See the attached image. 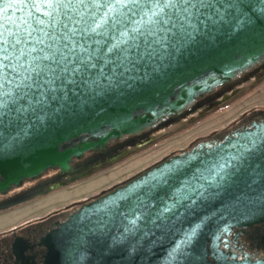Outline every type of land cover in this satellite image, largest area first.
I'll return each mask as SVG.
<instances>
[{"label":"snow or ice","instance_id":"snow-or-ice-1","mask_svg":"<svg viewBox=\"0 0 264 264\" xmlns=\"http://www.w3.org/2000/svg\"><path fill=\"white\" fill-rule=\"evenodd\" d=\"M0 3V153L21 134L47 126L62 114L85 113L98 99L123 95L122 90L161 95L193 58L211 56L220 38L230 51L258 46L246 57L248 64L264 59V0ZM7 9L14 11L9 15ZM209 80L215 82L212 73L179 86L191 99L197 89L211 86ZM202 147L207 152L174 160L150 176L139 193L129 189L118 194L117 207L124 206L120 215L126 221L119 243L138 232L143 235L137 243L155 231L161 234L158 240L173 232L162 264H201L204 255L197 253L196 245L210 217L201 216L178 230L175 220L220 199L238 179L249 187L262 185L259 199L264 201V121L233 132L223 144ZM113 203L105 201L106 213ZM222 231L228 233V226ZM69 244L71 264H80L77 239ZM224 247L230 248L229 254L217 243L212 246L218 264H264V248H237L227 240ZM135 251V245L129 248Z\"/></svg>","mask_w":264,"mask_h":264},{"label":"water","instance_id":"water-1","mask_svg":"<svg viewBox=\"0 0 264 264\" xmlns=\"http://www.w3.org/2000/svg\"><path fill=\"white\" fill-rule=\"evenodd\" d=\"M3 7L4 3H0V8ZM13 11L7 9V14L11 15ZM258 50L259 47L255 46L230 51L226 41L220 38L211 56L202 60L193 58L183 75L167 82L161 95L125 89L122 90L123 95L113 94L98 99L85 113L62 114L50 120L47 126L33 128L26 136L21 134L20 138L0 153V195H7L13 188H22L26 182L38 181L49 171L59 170L61 177L65 178L72 171L73 159H81L90 152L102 151L111 141L138 135L165 117L180 114L195 100L212 93L216 87L223 86L263 60L256 59L250 64L246 63V57ZM229 68L234 70L228 71ZM208 73L215 76V82L209 80V88L204 91L197 89L196 95L189 99L179 85L185 80L206 76ZM153 111L156 115L152 114ZM229 137L218 144L225 143ZM7 143L5 140V144ZM204 145L207 144H199L189 152L165 158L92 201L82 204L64 222L41 238L40 246L45 249L42 263L71 264L69 241L75 238L79 254L83 256L80 264H162V258L173 242V232L158 240L161 234L153 230L154 235L137 243L143 235V232H138L124 243H119L126 221L120 215L124 206L117 207L121 203L117 196L129 189L139 193L145 180L174 160L187 159L189 154L195 152H207L208 149L202 147ZM261 188L260 184L249 187L244 180L238 179L220 199L193 209L192 214L185 219L175 220L174 230H178L201 216L210 217L196 245L197 253L204 255L201 264H218L212 254V246L217 243L220 247L222 240L233 229L252 227L264 222V201L259 199ZM42 190V187L31 188L0 201V212L43 195ZM49 191V188L45 190ZM135 199L136 196L131 197V200ZM105 201H116L107 206L110 214L104 211ZM155 211V208L150 209V213L154 214ZM225 226H228V233L222 231ZM215 236L220 237L219 241L214 240ZM133 245L136 246V251L130 253L129 248ZM23 260L24 264L28 263L25 258Z\"/></svg>","mask_w":264,"mask_h":264},{"label":"flooded vegetation","instance_id":"flooded-vegetation-1","mask_svg":"<svg viewBox=\"0 0 264 264\" xmlns=\"http://www.w3.org/2000/svg\"><path fill=\"white\" fill-rule=\"evenodd\" d=\"M263 81L264 59L255 66L241 72L233 80L227 82L223 86L216 87L212 93L206 94L195 100L180 114L165 117L159 121L158 124L153 125L151 128L146 129L138 135L127 136L120 140L111 141L102 151L90 152L85 154L81 159H73L71 163L72 171L65 178H63V176L61 177L59 170L49 171L38 181L26 182L22 188H13L7 195H0V201L36 187H42V191L46 194L100 175L124 161H129L141 152L187 131L190 127L199 124L211 114L222 110L227 103L237 96L249 90L251 91L253 87ZM254 111L253 113H250L251 111L244 113L237 121L223 130L210 133L204 137H196L185 147L172 150L160 161L183 152H189L199 144L216 145L219 142H223L233 132L244 129L255 122L264 121V109H255ZM135 175L112 185L108 189L100 191V193L96 195L75 202L68 206L69 208L66 207L65 209L59 210L52 219L41 222L40 220L46 218L44 217L20 227L1 232L0 264H24V258L28 261L27 264H43L42 256L45 249L40 246L42 237L56 228L59 223L64 222L73 212L78 210L82 204L92 201ZM48 188L50 191L45 192ZM225 240H227L230 245H235L237 248H239L240 245L254 250L264 248V222L252 227L233 229L230 234L222 240L220 245L221 251L229 254L230 248L224 247ZM229 263L231 264L230 261Z\"/></svg>","mask_w":264,"mask_h":264},{"label":"rangeland","instance_id":"rangeland-1","mask_svg":"<svg viewBox=\"0 0 264 264\" xmlns=\"http://www.w3.org/2000/svg\"><path fill=\"white\" fill-rule=\"evenodd\" d=\"M255 109H264V81L253 87L251 91L237 96L222 110L211 114L199 124L141 152L129 161H124L86 181L62 187L0 212V233L42 219L79 200L96 195L100 191L151 167L172 150L185 147L196 137H204L223 130L237 121L244 113Z\"/></svg>","mask_w":264,"mask_h":264},{"label":"trees","instance_id":"trees-1","mask_svg":"<svg viewBox=\"0 0 264 264\" xmlns=\"http://www.w3.org/2000/svg\"><path fill=\"white\" fill-rule=\"evenodd\" d=\"M253 112H255V111H254V110H252L250 113H253ZM54 215H55V213H54V214H50V215H49V216H47L45 219H43V220H40V221L42 222V221H45V220H48V219H52Z\"/></svg>","mask_w":264,"mask_h":264}]
</instances>
